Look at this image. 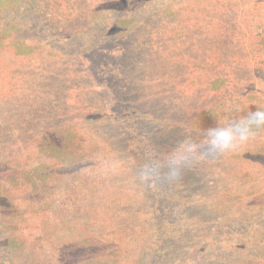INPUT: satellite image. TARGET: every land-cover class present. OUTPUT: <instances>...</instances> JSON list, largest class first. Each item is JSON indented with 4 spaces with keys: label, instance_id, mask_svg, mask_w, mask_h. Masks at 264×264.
<instances>
[{
    "label": "rangeland",
    "instance_id": "obj_1",
    "mask_svg": "<svg viewBox=\"0 0 264 264\" xmlns=\"http://www.w3.org/2000/svg\"><path fill=\"white\" fill-rule=\"evenodd\" d=\"M258 108L264 0H0V264H264V128L137 178Z\"/></svg>",
    "mask_w": 264,
    "mask_h": 264
},
{
    "label": "clouds",
    "instance_id": "obj_2",
    "mask_svg": "<svg viewBox=\"0 0 264 264\" xmlns=\"http://www.w3.org/2000/svg\"><path fill=\"white\" fill-rule=\"evenodd\" d=\"M260 128H264V109L258 108L243 119L208 128L202 142L185 139L163 160L146 162L139 168L137 178L142 183L179 182L186 169L233 152L253 139Z\"/></svg>",
    "mask_w": 264,
    "mask_h": 264
},
{
    "label": "trees",
    "instance_id": "obj_3",
    "mask_svg": "<svg viewBox=\"0 0 264 264\" xmlns=\"http://www.w3.org/2000/svg\"><path fill=\"white\" fill-rule=\"evenodd\" d=\"M215 92H216V90H215ZM216 94H218V93H215V97L218 98V99H214L215 102L219 101L220 100V97H223L222 94H221V96H216ZM257 261H258V259H257Z\"/></svg>",
    "mask_w": 264,
    "mask_h": 264
}]
</instances>
